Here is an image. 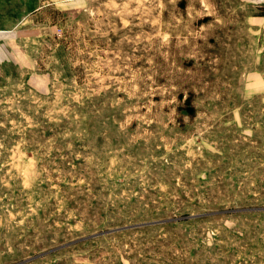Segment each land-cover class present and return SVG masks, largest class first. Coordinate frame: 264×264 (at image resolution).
<instances>
[{"label": "rangeland", "instance_id": "374dc122", "mask_svg": "<svg viewBox=\"0 0 264 264\" xmlns=\"http://www.w3.org/2000/svg\"><path fill=\"white\" fill-rule=\"evenodd\" d=\"M0 27V264H264V4L0 0Z\"/></svg>", "mask_w": 264, "mask_h": 264}, {"label": "crops", "instance_id": "0c3cea01", "mask_svg": "<svg viewBox=\"0 0 264 264\" xmlns=\"http://www.w3.org/2000/svg\"><path fill=\"white\" fill-rule=\"evenodd\" d=\"M247 1H249V2H253V3H257V4H264V0H247ZM4 28H2V27H0V33H3V30ZM7 32L9 33V28L7 29ZM3 37V36H2ZM9 41L11 40V39H8ZM8 40H6V39H3V38H1V36H0V44H4V43H9V41Z\"/></svg>", "mask_w": 264, "mask_h": 264}]
</instances>
